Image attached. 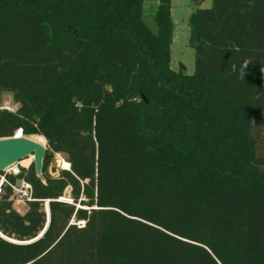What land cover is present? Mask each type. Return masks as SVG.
<instances>
[{"label": "trees", "instance_id": "trees-1", "mask_svg": "<svg viewBox=\"0 0 264 264\" xmlns=\"http://www.w3.org/2000/svg\"><path fill=\"white\" fill-rule=\"evenodd\" d=\"M143 3L0 0V138L45 140L43 180L0 172V264H264V0L191 12V74Z\"/></svg>", "mask_w": 264, "mask_h": 264}, {"label": "rangeland", "instance_id": "rangeland-1", "mask_svg": "<svg viewBox=\"0 0 264 264\" xmlns=\"http://www.w3.org/2000/svg\"><path fill=\"white\" fill-rule=\"evenodd\" d=\"M211 5V0H204L196 5L193 0H171V18L174 24L173 37L170 46V66L173 70H181L186 74H191L194 70V52L189 43V26L188 18L196 8H208ZM157 6V0H144L143 3V18L146 24L155 29V24L152 20ZM1 105L6 106L9 110L15 109L16 104L8 94L1 95ZM31 138L38 137L39 140L45 143L41 136H30ZM32 156L22 159L20 163L26 167L31 162ZM67 162L65 154L55 153L49 166V172L53 176H57L60 169L64 168L63 163ZM68 163V162H67ZM69 164V163H68ZM67 196V195H65ZM65 200H68L65 197ZM46 206V203L44 204ZM13 207L20 213L26 209V202H16L13 200ZM45 208V207H44Z\"/></svg>", "mask_w": 264, "mask_h": 264}, {"label": "water", "instance_id": "water-1", "mask_svg": "<svg viewBox=\"0 0 264 264\" xmlns=\"http://www.w3.org/2000/svg\"><path fill=\"white\" fill-rule=\"evenodd\" d=\"M145 99V97L142 95ZM45 155V143L38 137L23 136L18 130L12 137L0 138V172H4L10 165L32 156V163L36 176L43 180L41 173L43 158Z\"/></svg>", "mask_w": 264, "mask_h": 264}, {"label": "built area", "instance_id": "built-area-1", "mask_svg": "<svg viewBox=\"0 0 264 264\" xmlns=\"http://www.w3.org/2000/svg\"><path fill=\"white\" fill-rule=\"evenodd\" d=\"M1 108H5L9 110V108L6 106L2 107L1 105ZM15 109H12V111ZM20 161L10 165L8 168L5 169L4 172L13 175H18L21 171V167H26L25 165H22ZM11 188H12V198L16 202L24 203L31 199V185L26 180L21 179L17 181L14 185L11 186ZM45 211L47 212V206H45Z\"/></svg>", "mask_w": 264, "mask_h": 264}, {"label": "bare ground", "instance_id": "bare-ground-1", "mask_svg": "<svg viewBox=\"0 0 264 264\" xmlns=\"http://www.w3.org/2000/svg\"><path fill=\"white\" fill-rule=\"evenodd\" d=\"M63 165H64V168L65 169H68L69 168V164L67 162H64Z\"/></svg>", "mask_w": 264, "mask_h": 264}]
</instances>
